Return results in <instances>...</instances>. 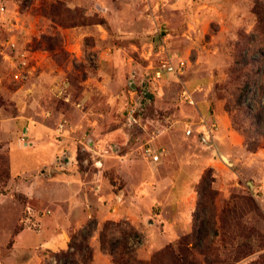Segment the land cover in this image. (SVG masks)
Segmentation results:
<instances>
[{"label":"rangeland","instance_id":"rangeland-1","mask_svg":"<svg viewBox=\"0 0 264 264\" xmlns=\"http://www.w3.org/2000/svg\"><path fill=\"white\" fill-rule=\"evenodd\" d=\"M0 7V264H61L54 254L84 230L94 264H113L110 250L121 247L150 261L185 238L193 256L179 255L180 264H264V0H0ZM164 60L185 62L184 73L157 80L150 65ZM98 80L107 81L103 90L91 83ZM132 103L137 122L129 119ZM53 111L65 115L57 140L87 128L79 168L95 198L81 225L65 226L63 248L46 244L66 225L50 200L61 188L48 178L33 185L52 168L30 176L51 149L24 145L28 119ZM212 124L209 149L200 132ZM148 146L165 149L161 164ZM117 154L142 163L135 180L113 163ZM104 180L115 192L129 188L123 201L98 200ZM130 195L136 201L121 216ZM28 208L45 214L41 228L23 221Z\"/></svg>","mask_w":264,"mask_h":264},{"label":"crops","instance_id":"crops-1","mask_svg":"<svg viewBox=\"0 0 264 264\" xmlns=\"http://www.w3.org/2000/svg\"><path fill=\"white\" fill-rule=\"evenodd\" d=\"M113 61H112V63H113ZM178 66H179V62H178ZM159 67H160V65H158V66L150 65V69L153 70L154 76H155V73ZM184 71H182L181 74H183ZM177 75L178 74L165 73L163 76V80H165V78L168 79V78H172V77H177ZM109 79H111V78H108V80ZM159 81H161V80H159ZM105 82H107V81L98 80L96 82L92 81L91 83H93L95 88L97 87L99 90H103V84ZM88 83H89V81L87 82V84ZM159 83H161V82H159ZM112 84H114V86H116L114 82ZM184 92H187L192 97V99L194 100V97L190 91L185 90ZM63 116H65V115H63L62 112H57V111H53L52 113H48L46 115L41 113L40 116L33 115L32 117H30L28 119L31 121L30 125H28L27 122L23 125L24 131L26 130V132H28L25 134L26 137H28L27 143H24V145L25 144L28 145L26 147H35V148L49 147L51 149L50 150L51 155H50L49 160L43 161L41 163L40 168L37 169L36 171H34L33 174H30V176L36 175L39 171L43 172L44 170H46L48 168H52L53 174L51 176H49L50 174H48V172H46L47 175H42L41 178L38 177L39 179L37 181H34L33 185H35V184L38 185V182L41 181L40 179L48 178V179H46L47 183L58 184V186L61 188V192L58 196L52 197L51 199L50 198L49 199L52 201L53 204H55V206H57L59 208V210H61V211H58V209H57L55 214H56L57 218H59L58 216H62L64 218L63 222L66 223V225L63 226L64 227L63 231H61L60 233L55 235L53 237V239H51V241L47 242L46 244H50V245L60 244V245H62L61 246L62 248L68 246L67 241L65 239L66 234H64L67 232L65 226L69 225V223H71L72 221H75L76 225H78V226L81 225V222H83L85 220L86 214L90 213L89 202L91 200L95 201V198L91 195L90 190H89L90 187H92V185H93V180H90L89 177L86 176L85 171H82V169L79 168L81 165H80V160L78 159V150H79L78 146L80 143L83 144L84 140H86V138H88L86 135V129L87 128L86 129L84 128L83 130H77L76 132H72L75 130H72L71 132L67 131L66 133H70V134L67 135L65 133L67 135L66 138H63L61 141L57 140L54 133H55L59 123L65 119V117L63 118ZM219 118L221 120L224 119L223 116H216V118H215V116L210 115L209 120L213 121V122H217V121H219ZM86 120L89 121L88 116H85L80 124L82 125L83 121L85 122ZM71 123L73 124L72 121H71ZM86 123L87 122L83 123V125H85ZM75 124H77V123L75 122ZM75 124H73V125L75 126ZM73 125H71V126H73ZM72 128H74V127H72ZM92 132L94 135L93 138L95 139L92 142L95 143L96 141H100L99 139H101V138L99 137V133H98L99 130L92 131ZM65 134H63V135H65ZM97 134H98V136H95ZM109 136H110V134L107 136L108 138L104 139L103 141L109 139ZM90 138H91V136H90ZM93 138H91V139L93 140ZM157 152H159L161 154V159L158 162H154V161H152V162L154 164H161L163 162L164 156L167 154H165V149L160 148V147L158 148ZM63 157H64V161L68 165H63L64 167H60V166L56 167L55 164L59 163L58 160L60 158H63ZM120 158H121V156L119 154L113 156V159H114L113 163L116 164L119 168L123 167L124 168L123 170L127 171V174L129 176V178L131 179V181L135 180V173L137 171V168L142 163H137L136 161H133V160L130 162H127L128 161L127 158H125L124 161ZM118 159H120L122 162L118 161ZM18 177H22V176H18ZM14 178H16V177L14 176ZM130 185H131V182H130ZM132 185H134V182H132ZM128 189L129 188H127L126 190L128 191ZM126 190L122 189V191L115 192L114 190H112L107 185V183L104 180V191H103L102 195H100L98 197V200L100 202L103 201L102 203L109 202L108 205L111 204V202L115 201L116 199L123 201V198L126 197L125 196ZM128 193H129V191H128ZM128 198H129V200H127V202L128 203L130 202V203L125 205V207L123 206L121 216L122 215L125 216L127 214L126 210H129L131 207V203L133 204V202L136 201V200H134V198H132L131 195L128 196ZM137 200H138V198H137ZM141 200H143V199H141ZM146 200H147V198L144 199V201H146ZM58 203H61V205ZM121 204L122 203L117 204V207L119 208ZM86 206L88 207L87 213L85 211L86 209H84ZM117 207H115L113 210L117 211L118 210ZM113 214H114V212H113ZM145 214L146 213H144V215ZM55 222H57V221H55ZM24 233L22 234V237L26 238L25 234H27V233H25V234Z\"/></svg>","mask_w":264,"mask_h":264},{"label":"trees","instance_id":"trees-1","mask_svg":"<svg viewBox=\"0 0 264 264\" xmlns=\"http://www.w3.org/2000/svg\"><path fill=\"white\" fill-rule=\"evenodd\" d=\"M112 225V223L105 224L101 232V243L104 248L106 230ZM89 238L90 237L85 234V230L74 234L70 242V250L62 251L61 253L54 254V256L61 261V264H94V254L89 245ZM187 239L188 238L182 239L179 242L178 250L171 247L167 248L154 256L150 261L138 260L135 256H132V254L125 252V247H121L122 250L119 254L115 253V250H110V253L113 257V264H163L166 260L170 264H180L178 259L179 255H184V261H186L189 253L191 257L193 256L191 253L192 249L189 247L190 242H187Z\"/></svg>","mask_w":264,"mask_h":264},{"label":"built area","instance_id":"built-area-1","mask_svg":"<svg viewBox=\"0 0 264 264\" xmlns=\"http://www.w3.org/2000/svg\"><path fill=\"white\" fill-rule=\"evenodd\" d=\"M4 8L0 7V12H3ZM167 45H163L160 48V54L162 55H166L168 53L167 50ZM159 54V55H160ZM186 68V63L185 62H181V64L175 65L171 60H164L160 67L158 68V70L155 73V78H157V80H162L163 76L165 73H169V74H179L182 71H184ZM16 77L18 78L19 76L16 75ZM131 94H137V92L134 90L131 92ZM183 98L188 101L190 104L194 105V100L192 99V97L187 93L184 92L183 93ZM137 105H133L130 106L129 109V119L133 120L134 122H137L136 118H135V114L137 112ZM132 121V122H133ZM64 124L61 125V128L59 129V131H63L64 128ZM216 129V125L212 124V125H207L205 126V128L200 132V136H201V141L203 142V144L207 147V148H213L214 146V141H215V136L213 135V131ZM189 133H192V130H188ZM145 152L148 154V156L154 161V162H158L161 159V154L157 151H155L152 147L148 146L145 148ZM101 185L98 186L97 190H100ZM45 216V214L41 215V214H36L34 213L30 208H28V211H26V218L23 220L25 222V224L27 226H29V228H41V218H43Z\"/></svg>","mask_w":264,"mask_h":264},{"label":"water","instance_id":"water-1","mask_svg":"<svg viewBox=\"0 0 264 264\" xmlns=\"http://www.w3.org/2000/svg\"><path fill=\"white\" fill-rule=\"evenodd\" d=\"M157 46H158V43H157Z\"/></svg>","mask_w":264,"mask_h":264}]
</instances>
